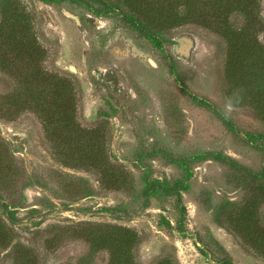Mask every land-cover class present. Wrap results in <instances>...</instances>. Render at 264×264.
Returning <instances> with one entry per match:
<instances>
[{
    "label": "rangeland",
    "instance_id": "obj_1",
    "mask_svg": "<svg viewBox=\"0 0 264 264\" xmlns=\"http://www.w3.org/2000/svg\"><path fill=\"white\" fill-rule=\"evenodd\" d=\"M141 1L140 18L157 21L163 49L124 20L131 12L125 0L17 1L44 51L41 68L69 80L76 119L82 128L99 131L105 153L80 157L71 143L66 154L72 166H67L37 114L8 117L0 107V150H9L15 166L0 176V203H9L14 217L1 206L0 214L9 225L15 222L10 225L14 240L0 245V264H15L16 257L24 264H109V251H91L84 236L114 225L138 235L136 264L166 257L176 264H214L213 256L225 251L238 264H264L216 219L221 205L244 202L255 186L233 162L264 172V138L249 137L264 134V118L251 107L229 103L228 46L214 31L185 19L195 17V0L190 13L179 6L181 0ZM242 21L233 15L234 24ZM260 38L264 43V31ZM11 64L12 74L0 68V99L20 85L13 69L22 66ZM183 88L216 104L238 129H230ZM102 157L122 173L117 174L120 186L109 188L94 169L76 167L79 159ZM153 180L161 188L147 202L144 191ZM175 184L183 185L186 215L177 197L163 192ZM104 207L124 212V219Z\"/></svg>",
    "mask_w": 264,
    "mask_h": 264
},
{
    "label": "trees",
    "instance_id": "obj_2",
    "mask_svg": "<svg viewBox=\"0 0 264 264\" xmlns=\"http://www.w3.org/2000/svg\"><path fill=\"white\" fill-rule=\"evenodd\" d=\"M18 0H0V68L10 73L12 61H18L21 68L15 67L13 74L20 79V85L15 93L0 99V107L17 115L23 111H31L43 120V127L51 139L57 155L67 166H72L66 151L70 144L78 147L80 157L93 154L103 155L105 146L99 137V131L82 128L76 119L72 84L63 76L48 75L39 62L43 60L42 47L37 44L27 13L17 3ZM262 0H195L192 14L184 15L186 20L195 21L217 33L227 44L225 62L226 97L235 107H251L258 116L264 118V43L260 34L264 31V21L261 18ZM191 0H181L179 6L187 8L190 13ZM131 12L124 13V20L135 30L147 37L155 46L163 49L164 38L158 34L157 25L152 19L144 17L140 10L141 0H125ZM191 14V15H192ZM234 14L243 17L242 24L237 26L232 22ZM153 26V28H150ZM173 70L172 63L170 64ZM12 74V73H10ZM184 92L197 104L213 111L232 130L238 128L232 120L210 100L183 88ZM251 139L264 138V134H249ZM102 143V144H100ZM68 147V148H67ZM66 148V149H65ZM1 149V148H0ZM65 149V150H64ZM82 151V153H80ZM99 152V153H97ZM102 161L77 160L76 167L94 169L109 188L120 186L118 169L109 168L104 157ZM235 165L252 176L255 186L250 196L242 203L228 200L217 210L218 223L233 234L238 242L248 246L255 254L264 258V172H254L251 169ZM72 164V163H71ZM15 168L10 152L0 150V176L9 175ZM161 188L160 182L153 180L145 188L146 201L150 199L153 190ZM183 185L162 188L166 194L177 197L183 215L186 207L183 204ZM0 206L10 217H14L13 209L7 202ZM102 211L112 217L124 219L125 214L115 208L104 207ZM13 223H15L13 221ZM10 223V225H13ZM7 218L0 214V245L9 246L15 234ZM91 246V251L108 250L109 264H136L135 249L140 241L138 235L124 226L114 225L100 227L95 231L85 233ZM204 255L210 251L201 249ZM214 264H238L226 251L211 259ZM15 264H24L16 257ZM155 264H176L173 257L159 259Z\"/></svg>",
    "mask_w": 264,
    "mask_h": 264
}]
</instances>
